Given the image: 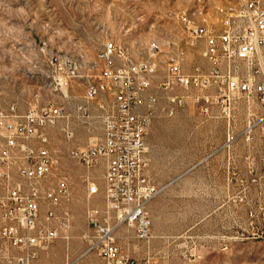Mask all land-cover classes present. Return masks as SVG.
Instances as JSON below:
<instances>
[{"label":"rangeland","instance_id":"rangeland-1","mask_svg":"<svg viewBox=\"0 0 264 264\" xmlns=\"http://www.w3.org/2000/svg\"><path fill=\"white\" fill-rule=\"evenodd\" d=\"M236 0H0V99L4 108L15 104L20 113L49 100L67 104L56 94V79H49L52 58H75V65L88 67L107 41H114L135 61L149 59L154 45L161 46L156 57L158 72L152 92L159 97L157 113L148 135L147 180L159 189L147 206L152 237L138 240L132 227L122 226L117 241L123 255L136 264H264V175L260 136L252 145L258 155L257 183L247 172L249 161L238 158L246 151L243 142L234 154L218 152L226 138L228 120L236 130L243 126L247 101L232 104L230 118L221 107L209 114L200 104L180 108L174 116L161 112L169 105L171 93L159 90L172 59L181 56L182 69L192 73L196 66L207 68L200 51L203 43L193 41L179 20L183 14L217 25L222 9ZM84 72V71H82ZM98 74V72H95ZM84 81L73 82L69 94L82 101ZM180 92V91H176ZM228 112V110H227ZM53 147L61 151L58 169L38 183L42 190L57 187L66 177L70 200L66 207L72 224L70 240H58L49 255L36 264H63L68 253L79 255L84 236L91 228L89 209L103 216L105 208L103 167L90 172L99 192L89 195V172L66 156L68 147L83 145L84 133L75 143L67 142L58 129L50 131ZM217 153L202 161L204 152ZM233 151V150H231ZM13 181H18L16 172ZM0 183V194L3 193ZM84 264H104L90 255Z\"/></svg>","mask_w":264,"mask_h":264},{"label":"built area","instance_id":"built-area-1","mask_svg":"<svg viewBox=\"0 0 264 264\" xmlns=\"http://www.w3.org/2000/svg\"><path fill=\"white\" fill-rule=\"evenodd\" d=\"M179 20L193 41L203 43L200 54L207 68L196 66L192 73H185L181 56L172 59L157 86L171 93L169 105L161 112L174 116L180 108L200 104L205 114L221 107L230 118L232 104L246 100L243 126L237 131L228 120L225 142L218 151L230 156L240 142L251 148L259 135L264 175V0H236L232 9L221 10L217 25L185 14ZM160 53L158 45L149 52V59L135 61L110 40L88 67L76 66L75 58L65 61V55L51 59L48 78L56 79V94L63 95L67 104L48 100L20 113L15 104L4 108L0 99V183L4 191L0 194V264H36L58 240H70L67 178L46 190L38 185L60 165L62 153L53 147V129L69 143L77 141L80 131L84 133L83 145L68 147L66 156L89 172L85 179L89 195L100 189L90 172L98 165L103 167L106 203L103 216L96 209L88 210L91 231L83 237L85 248L79 255L68 253L63 264H84L90 255L104 264H136L123 255L117 232L125 225L134 228L138 240L152 237L147 206L159 189L145 175L146 139L157 113L159 97L152 87ZM76 81H84L81 102L68 92ZM243 158L249 161L251 183H257L258 166L252 161L258 155ZM14 172L18 181H13ZM259 215L264 220V208Z\"/></svg>","mask_w":264,"mask_h":264},{"label":"crops","instance_id":"crops-1","mask_svg":"<svg viewBox=\"0 0 264 264\" xmlns=\"http://www.w3.org/2000/svg\"><path fill=\"white\" fill-rule=\"evenodd\" d=\"M214 108V107H213ZM212 108V109H213ZM224 142H225V139H224ZM224 142H223V144H224ZM255 142H256V140H255ZM255 142L253 143V144H255ZM244 143V142H243ZM222 144V145H223ZM221 145V146H222ZM244 145H246V144H244ZM221 148V147H220ZM247 150L246 151H244V152H242V154L238 157V158H240V159H244L243 158V156L244 155H246V154H251V153H253L252 152V147L251 148H248L247 146L245 147ZM219 153H221L222 154V156H224L225 157V155L227 154V152L226 151H224V150H220V151H218ZM213 153H211V152H204L203 153V157H202V161L204 162V161H207V160H209V159H211L214 155H212ZM45 253H47V255H49L50 254V252H45ZM44 253H42L41 255H43Z\"/></svg>","mask_w":264,"mask_h":264},{"label":"bare ground","instance_id":"bare-ground-1","mask_svg":"<svg viewBox=\"0 0 264 264\" xmlns=\"http://www.w3.org/2000/svg\"><path fill=\"white\" fill-rule=\"evenodd\" d=\"M254 1H261V0H254ZM232 8H233V4H231V6L226 7V8H224V9H232ZM156 46H158V45H154V47H152V49L156 48ZM152 49H151V50H152ZM69 61H72V60L70 59ZM50 102H53V101H50Z\"/></svg>","mask_w":264,"mask_h":264}]
</instances>
